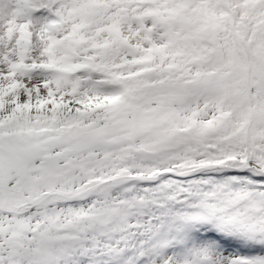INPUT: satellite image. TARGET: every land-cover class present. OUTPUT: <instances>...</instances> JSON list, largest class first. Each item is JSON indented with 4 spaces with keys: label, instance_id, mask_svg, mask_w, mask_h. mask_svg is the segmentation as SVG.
Here are the masks:
<instances>
[{
    "label": "snow or ice",
    "instance_id": "snow-or-ice-1",
    "mask_svg": "<svg viewBox=\"0 0 264 264\" xmlns=\"http://www.w3.org/2000/svg\"><path fill=\"white\" fill-rule=\"evenodd\" d=\"M0 264H264V0H0Z\"/></svg>",
    "mask_w": 264,
    "mask_h": 264
}]
</instances>
